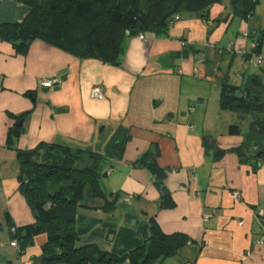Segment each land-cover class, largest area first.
<instances>
[{"label":"crops","instance_id":"crops-1","mask_svg":"<svg viewBox=\"0 0 264 264\" xmlns=\"http://www.w3.org/2000/svg\"><path fill=\"white\" fill-rule=\"evenodd\" d=\"M259 6L245 20L224 0L213 5L208 19L187 14L166 33L146 32L143 40L133 34L116 65L77 58L40 39L26 54L0 40V264H42L47 240L41 234L24 250L11 245L10 224L35 222L19 190L16 149L47 142L102 151L121 125L131 139L102 180L106 193L121 196L111 210L101 198L86 199L76 219L80 245L126 255L145 243L156 224L165 234L182 233L193 242L154 264H264V245L256 246L264 225V160L254 170L255 160L242 162L237 152L217 157L244 141L243 135L228 133L239 115L221 109L222 81L239 85L252 76L264 81V65L230 51L256 46L264 0ZM28 13L17 0H0V23L22 22ZM52 77L60 83L44 87ZM94 86L105 93L102 99L91 96ZM29 111L14 148L9 147L10 130L20 128L18 117ZM148 151L158 152L156 161L167 172L173 208L160 206L151 174L135 165ZM124 195L131 202H123Z\"/></svg>","mask_w":264,"mask_h":264},{"label":"trees","instance_id":"trees-1","mask_svg":"<svg viewBox=\"0 0 264 264\" xmlns=\"http://www.w3.org/2000/svg\"><path fill=\"white\" fill-rule=\"evenodd\" d=\"M29 11L22 22L0 23V40L10 43L16 53L26 54L36 39L43 40L77 58H98L118 64L127 37L151 32L166 33L176 15L195 14L209 18L213 5L223 0H17ZM234 13L242 19L254 15L259 0H231ZM256 46L245 57L262 53L264 24L255 40ZM260 89L256 100L249 86ZM220 106L251 117L246 133L238 123L228 127L230 135H243V145L217 152H237L242 162L255 160L253 169L264 160V81L252 76L242 84L222 81ZM31 111L18 117H29ZM13 127L8 136L9 147L18 139ZM131 139L129 129L119 126L102 151L74 149L66 145L42 142L33 149L17 150L19 190L25 196L35 217L32 224L12 227V240L21 250L34 244L36 236L45 234L42 264H154L175 255L193 240L182 233L165 234L152 224L145 243L126 255L103 251L96 244H79L77 214L87 198H101L111 210L120 193H106L102 180L110 162L124 156ZM158 154V152L156 153ZM156 154L146 152L135 162L146 168L160 194L162 208L175 207L165 184L166 170L156 161ZM248 157V158H247ZM111 198V200H110Z\"/></svg>","mask_w":264,"mask_h":264},{"label":"built area","instance_id":"built-area-1","mask_svg":"<svg viewBox=\"0 0 264 264\" xmlns=\"http://www.w3.org/2000/svg\"><path fill=\"white\" fill-rule=\"evenodd\" d=\"M181 17L179 15H176L174 17V20L171 22V25H173L176 21H178ZM146 35L145 33H141L140 34V38L143 40L145 39ZM187 42L186 41H183L182 42V45H186ZM255 46H253L254 48ZM232 50H235L238 54L242 55V56H246L249 54V52L242 48V47H239V48H235V47H231L230 51ZM250 62L251 64H253L254 66H262L264 65V54L263 53H258V54H252L251 55V58H250ZM2 79V74L0 73V81ZM60 83V80L57 78V77H52L50 79H46L44 80L43 82V86L46 87V88H54L56 87L58 84ZM105 93L103 92V90L101 89L100 86H94L92 89H91V96L93 98H97V99H102L104 97ZM109 173V171H108ZM232 196L234 198L235 201H240L241 199V194L238 192V191H233L232 193ZM131 199L132 197L129 195V196H126V198H123V202L125 203H129L131 202ZM263 217H264V211H263ZM11 245L12 246H18V243L16 240H11ZM258 245H264V225H263V230H262V233H261V236L260 238L258 239L257 243H256V246ZM251 251L247 252L246 253V257H250L251 256ZM23 264H28V263H23Z\"/></svg>","mask_w":264,"mask_h":264},{"label":"rangeland","instance_id":"rangeland-1","mask_svg":"<svg viewBox=\"0 0 264 264\" xmlns=\"http://www.w3.org/2000/svg\"><path fill=\"white\" fill-rule=\"evenodd\" d=\"M218 5H224V0L223 1H221L220 3H216L215 4V6H218ZM213 7V6H212ZM211 7V8H212ZM260 6H259V3L257 4V7H256V9L257 8H259ZM216 8V7H215ZM211 10V9H210ZM255 12H256V10H255ZM209 14H210V11H209ZM222 90V89H221ZM220 97V96H219ZM223 112H228V111H223ZM225 114H227V113H225ZM238 114V113H237ZM239 115V114H238ZM221 119H223L224 120V118H221ZM251 117H249V116H246V117H240V115H239V119L237 120V123L241 126V128H242V130H243V132L244 133H246L247 131H248V129H249V126H250V123H251ZM103 182H105L104 181V179H103ZM126 196H129V195H124V196H122L123 198H126Z\"/></svg>","mask_w":264,"mask_h":264},{"label":"water","instance_id":"water-1","mask_svg":"<svg viewBox=\"0 0 264 264\" xmlns=\"http://www.w3.org/2000/svg\"><path fill=\"white\" fill-rule=\"evenodd\" d=\"M249 90L251 92H253V94L255 95L256 100H259V95L261 94L262 91L260 89H258V88H255L252 85L249 86ZM22 124H23V120H21L20 122L17 123V127H21Z\"/></svg>","mask_w":264,"mask_h":264}]
</instances>
